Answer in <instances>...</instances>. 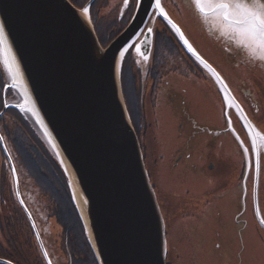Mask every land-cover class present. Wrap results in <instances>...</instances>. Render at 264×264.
<instances>
[{"label":"flooded vegetation","instance_id":"flooded-vegetation-1","mask_svg":"<svg viewBox=\"0 0 264 264\" xmlns=\"http://www.w3.org/2000/svg\"><path fill=\"white\" fill-rule=\"evenodd\" d=\"M70 1L80 9L85 6ZM98 2L91 5L90 17L100 43L106 47L128 26L138 0H101L100 5ZM180 3L189 8L191 33L170 10L175 6L182 11ZM189 3V0H163L172 19L208 62L217 65L202 53L195 36L221 49L228 65L222 70L214 68L228 84L240 107H229L225 102L227 108L216 114V123H212V119L201 121L195 109L191 111L184 106L183 111L177 109L176 98L184 102L181 97H189L194 88L202 84L216 97L220 95L222 101L223 95L212 75L187 53L164 20L153 13L124 59L123 66L131 67L141 116L135 120L128 106L127 109L149 175L145 157L147 143L142 132L152 131V142H155L158 139L155 132L167 128L161 143L166 137L175 138L170 144L172 154L167 161L163 160L164 170L172 177L171 184L163 181L154 184L151 180L166 225L167 264H180L178 261L183 258L188 264L186 258L189 257L190 264H202V259H205L204 264H246L245 259L247 264H256L244 234L250 223L248 214L255 221L256 232L260 233L262 228L256 211L255 190L257 184L260 200L264 179V83L258 76L252 75L251 81L248 75L235 72L233 76L231 72L236 64L248 70L247 63L258 66L264 62L256 61L231 36L220 32L213 21H201ZM148 30L153 34L154 44L146 66L148 61L135 49ZM133 75L137 76L136 81L139 78V86L135 85ZM259 76L264 79V75ZM7 84L0 80V264H89L93 251L66 173L36 125L27 127L23 122L31 118L13 107L20 102V97L13 89L6 91ZM157 98H161L159 104ZM166 109L169 110L167 120L166 113L163 114ZM226 109L232 124L225 114ZM241 117L248 123H243ZM175 118L179 120L177 134L166 125ZM180 136L183 140H177ZM152 142L149 146L155 145ZM159 169L162 170L160 164ZM177 204L180 206L176 207ZM174 206L179 215L170 222L168 211ZM178 222L184 223L177 227ZM175 232L180 235L177 246L172 243ZM253 237L259 245V235Z\"/></svg>","mask_w":264,"mask_h":264},{"label":"water","instance_id":"water-1","mask_svg":"<svg viewBox=\"0 0 264 264\" xmlns=\"http://www.w3.org/2000/svg\"><path fill=\"white\" fill-rule=\"evenodd\" d=\"M94 1L79 9L70 0H0V38L11 69L6 91L18 93L20 102L13 107L31 118L59 159L97 264H167L166 225L121 79L125 56L153 13L212 75L227 105H240L163 0L160 8L156 0H138L128 26L106 47L90 19ZM189 1L201 21H213L239 45L217 14L207 7L201 13ZM153 44L148 30L135 49L146 66ZM257 190L256 184V211L264 229Z\"/></svg>","mask_w":264,"mask_h":264},{"label":"rangeland","instance_id":"rangeland-1","mask_svg":"<svg viewBox=\"0 0 264 264\" xmlns=\"http://www.w3.org/2000/svg\"><path fill=\"white\" fill-rule=\"evenodd\" d=\"M98 5H100L101 0H98ZM87 5V3L85 4V6ZM190 5V9H192V4L189 3ZM84 6V7H85ZM188 6V5H187ZM180 7L181 10L178 9L177 7H171L170 10L172 11V13L176 16L177 15V19H179L185 26L186 29L189 33L190 29L192 28L191 23H190V15H189V8H185L182 3H180ZM90 12V9H89ZM185 12V13H183ZM91 19V17H90ZM92 21V19H91ZM93 23V21H92ZM94 25V24H93ZM115 37L114 36L111 37V39H113ZM196 37V42L199 44V49L202 51V53L213 63L217 64L214 65L210 62L211 65H213V67L215 68H219V69H226L227 65L225 62L227 61L225 59V56H223L222 51L220 48H218L217 45L215 44H210L208 41L205 42L201 41L200 37L195 36ZM233 59V58H232ZM258 61V60H256ZM229 62V61H228ZM231 63V62H229ZM260 63V62H259ZM246 66L249 68L248 70H245L243 66H238V64H236V67L232 70L231 74L233 76H235V72H240L242 73V75H248L252 79V75H254L256 78L258 76L259 80L261 82L264 83V79L262 77H260L259 75H264V65H258L256 66L255 64H251V63H247ZM131 67L129 64H125L122 67V74H121V79H122V89H123V93H124V97H125V102L129 108V112H131L133 118L135 120H138L137 117L141 116V107L139 108V101L137 100L135 93H134V88H133V80L131 78ZM135 70V69H134ZM249 71V72H248ZM250 75H249V74ZM239 75V74H238ZM135 77L137 78V76L133 75L134 78V82L135 85L137 83V85L139 86V78L135 79ZM0 80L4 81L6 83V81L8 82L10 80V73H9V69H8V64H7V60H6V55H5V51H4V47L2 45V41L0 38ZM204 92H203V90ZM256 91H259V88L256 87L255 88ZM220 92V91H219ZM214 92L206 85L202 84L201 87H197L196 89L194 88V91L192 93L189 94V97H187L186 101L185 98L181 97V100L184 99V102L180 101V99L176 98V106L177 109L179 111H183V106L185 108H187L188 110L195 109L197 112V117L203 121L204 119L206 121H209L212 119V123H216L217 119H216V114H219V112L222 110L227 108L224 106L225 104V100L224 97H222L223 101L221 100V96L219 95V97H216L214 94ZM237 100V98H235ZM161 98H157V104L160 103ZM148 105V104H147ZM228 109L225 110V114L228 117V121L230 124H232V119L230 118V115L228 114ZM169 112V110H165L163 114L166 113V120L168 119L169 114L167 113ZM171 114L173 115V111L171 112ZM186 117V115H185ZM28 118V117H27ZM187 118V117H186ZM30 119H28L29 121ZM31 121V120H30ZM30 125H34L33 122L31 121ZM179 120L178 118H175L174 120H170L167 122V126L170 129V131H174L177 134V126H178ZM33 127V126H32ZM215 129V127H212ZM167 132V128H161L158 131L155 132V137L158 139L153 140L154 142V146L150 145L149 143L152 142V131H143L142 133H145V140L144 143H147L146 146V161H147V166L149 168V172L151 175V180L152 182L155 183H160L161 181H163L166 184H171V179L172 177H170L167 173L166 170H164V161L163 160H168V157H170L169 155H171L172 153H170L171 150V145L172 142H174L175 138L174 136H170V137H166L163 139V143H161V140L163 137L166 136ZM183 140V137H179L177 138V140ZM152 142V143H153ZM172 152V151H171ZM171 159L173 160V158L171 157ZM159 164L162 166V170L159 169ZM162 172V173H161ZM167 173V174H166ZM262 177H264V171L262 174ZM161 197V196H160ZM162 198V197H161ZM260 209L263 213L264 216V179H263V183H262V189L260 192ZM176 207L180 206V204L175 205ZM175 206L174 209H169L168 211V218H170V222L174 221L175 219L178 218L179 215V211L178 213L175 211ZM182 213V212H181ZM249 212H247L246 214H248ZM246 217L250 220L249 225L246 228L244 237L247 243V246L250 248V253H252V255L254 256V261L256 262V264H264V229L261 228V232L258 233L255 230V221H253L252 219H250V215H246ZM182 223L184 222H178L176 223L177 227L180 226ZM254 232H253V231ZM177 231V230H176ZM259 235V239H260V243L259 245L257 244V242L254 241V237L253 235ZM174 241L172 242L174 244V246H177L178 244H180V235L179 233L175 232L174 233ZM187 257H189L187 255ZM246 258H248V255H245ZM173 260L175 261V263H177V259L173 258ZM181 261H178V263L180 264H187L183 259H180ZM246 260V264H247V259ZM186 261L188 262V264H190V257L186 258ZM205 259H202V264H204ZM212 264H215L214 262H212Z\"/></svg>","mask_w":264,"mask_h":264},{"label":"snow or ice","instance_id":"snow-or-ice-1","mask_svg":"<svg viewBox=\"0 0 264 264\" xmlns=\"http://www.w3.org/2000/svg\"><path fill=\"white\" fill-rule=\"evenodd\" d=\"M193 2L201 13H205L207 7L217 14L241 47L248 49L254 56L259 54V58L264 59V0H193ZM156 6L160 8V0H156ZM185 44H188L187 40ZM188 47L193 51L191 45ZM9 71L11 72V69Z\"/></svg>","mask_w":264,"mask_h":264},{"label":"trees","instance_id":"trees-1","mask_svg":"<svg viewBox=\"0 0 264 264\" xmlns=\"http://www.w3.org/2000/svg\"><path fill=\"white\" fill-rule=\"evenodd\" d=\"M73 2H75V3H78V4H80V6H84L89 0H80V1H77V0H72ZM24 119V118H23ZM22 119V120H23ZM23 122L25 123V124H27V127H29V125H30V123H29V121L28 120H26V119H24L23 120ZM31 130V132L33 133V134H35V131L33 130V129H30ZM48 151V150H47ZM49 152V151H48ZM51 154V153H50ZM52 155V154H51ZM53 156V155H52ZM91 249V248H90ZM92 252V251H91ZM90 262H89V264H97V261H96V259H95V257H94V254L92 253V255H90Z\"/></svg>","mask_w":264,"mask_h":264},{"label":"bare ground","instance_id":"bare-ground-1","mask_svg":"<svg viewBox=\"0 0 264 264\" xmlns=\"http://www.w3.org/2000/svg\"><path fill=\"white\" fill-rule=\"evenodd\" d=\"M87 14V12H85Z\"/></svg>","mask_w":264,"mask_h":264}]
</instances>
